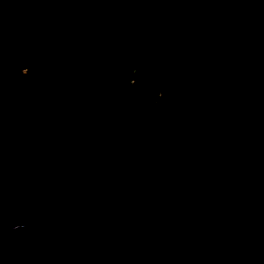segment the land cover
Masks as SVG:
<instances>
[{
  "label": "water",
  "instance_id": "1",
  "mask_svg": "<svg viewBox=\"0 0 264 264\" xmlns=\"http://www.w3.org/2000/svg\"><path fill=\"white\" fill-rule=\"evenodd\" d=\"M0 264H264V0H0Z\"/></svg>",
  "mask_w": 264,
  "mask_h": 264
}]
</instances>
